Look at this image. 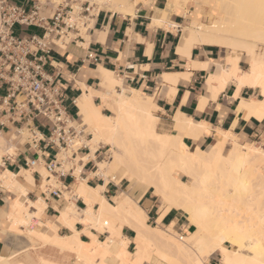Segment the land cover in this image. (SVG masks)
<instances>
[{"label":"bare ground","instance_id":"1","mask_svg":"<svg viewBox=\"0 0 264 264\" xmlns=\"http://www.w3.org/2000/svg\"><path fill=\"white\" fill-rule=\"evenodd\" d=\"M94 1L126 16L134 15L136 7L149 0ZM190 1L195 8L189 17L190 23L182 28L178 52L188 56L197 45L223 49L225 62L216 65L215 73L207 78L206 89L214 95L211 98H215L231 83L237 85L235 96L244 86L257 88L262 99L240 101L239 106L242 103L241 107L248 111V116H256L260 121L264 117V0H168L166 14L174 8L184 11L185 4ZM201 3L211 9L209 16L213 20L209 25L201 23L206 16L205 12L198 10ZM244 57L250 58L247 72L239 69V62ZM194 67L205 69L209 65L195 64ZM106 75V80L100 85L104 92L83 87L85 93L78 100L80 111L85 115L81 126H90L95 137L101 138L110 148L111 162L98 163L100 173L112 174L113 179L107 176L106 183L113 180L119 184L127 180L129 185L115 199L116 205H112L101 196L104 187L92 189L86 186V182H80L75 194L86 202L88 208L75 210L68 207L59 219L71 228L77 221L83 224L94 222L97 227L104 225L106 228L108 225L104 232L108 236L106 241L88 233L91 241L83 243L80 233L74 229L71 239L56 237L51 242L47 241H53L52 244L61 250L75 252L80 264H204L205 259L214 256L220 258L219 264H264V230L253 226L255 220L253 225L248 224L255 217L259 225L264 226V150L241 144L236 135L222 131L207 149L190 150L183 141V135L200 139L208 133V126L195 123L181 114L176 118V128L183 135L160 134L157 132L159 118L153 113L158 108L153 96L134 90H131L132 97H128L130 100H126L129 107L124 100L127 108H120L116 115L106 116V119L103 117V124L99 127L101 119L93 107L94 98L109 97L114 93L121 104L130 91L123 88L113 73ZM180 77L189 78V75H165L164 80L176 86ZM117 88H121L120 91ZM11 137L15 142L7 146L0 139V154L1 151H7V154L14 152L18 145L25 143L26 134ZM88 144L93 156L97 148L94 142ZM228 145L230 149L226 151ZM90 157L82 161L87 162ZM179 176L186 177L187 181H181ZM0 181L9 186L4 175L0 174ZM137 190L142 193L153 191L158 196L162 212L158 224L169 211L178 210L194 226V231L182 236L172 227L159 229L149 226L146 212L133 200L132 195ZM248 192L253 195H248ZM65 197L69 199V195ZM95 202L100 203L97 211L93 209ZM242 214H246L247 219L238 217L244 216ZM125 226L135 232V253L126 247L131 239L122 235ZM51 228L55 230L56 226ZM119 239L123 240L122 243L121 240L118 242ZM9 260L0 258V264H11Z\"/></svg>","mask_w":264,"mask_h":264},{"label":"crops","instance_id":"2","mask_svg":"<svg viewBox=\"0 0 264 264\" xmlns=\"http://www.w3.org/2000/svg\"><path fill=\"white\" fill-rule=\"evenodd\" d=\"M167 6L168 0H149L146 3L141 2L136 7L134 15L125 16L117 12L101 11L92 20L91 30L82 35L84 41L80 42L81 44H70L66 50L55 51L52 54L55 68L49 66L47 70L63 89L69 115L77 123L84 122L85 115L78 106V100L85 93L83 87L99 91L109 72L121 81L123 88L130 90L127 91L129 94L134 90L155 96L159 126L164 134L183 135L176 128V118L181 114L195 123L207 125L208 133L200 139L183 135V141L190 150L207 149L214 143L219 131L236 135L240 142L242 139L254 143L264 140V117L260 121L256 116L249 117L248 111L241 107L242 103L239 106L240 101L261 100L259 90L244 86L238 91L236 98L234 92L237 93V85L231 83L221 91L223 93L215 96L216 99L211 98L213 94L206 89V81L215 73L216 65L225 62L226 53L218 46L197 45L192 48L191 54L182 56L178 52L182 42V28L189 24V17L195 4L187 2L184 11H177L174 8L166 14ZM89 50L97 56V62L87 60ZM244 58L239 62L241 72H247L250 68L249 60L247 57ZM195 64H208L209 68L198 69L194 67ZM187 73L189 78H184L185 80L182 77L177 78L176 86L175 83L164 80L165 75ZM120 89L117 88L118 91ZM213 99L214 101H211ZM100 102V98H94L95 105L99 106ZM38 123L42 141L38 143L37 148L30 147L27 141L23 145H18L16 151L19 153L16 157L11 161L5 160V164L0 168V174L5 176L9 184L6 186L0 181V258L10 259L11 264H39L33 252V245L36 243H39L38 246L44 244L46 260L51 259L52 248L72 258L77 257L75 252L61 250L59 246L52 244L53 241L49 243L56 237L71 239L74 237V230L80 233L79 238L83 243L91 241L88 233H93L99 240L101 239L102 235L97 230L88 228L82 222L77 221L71 228L59 220L66 209L88 208L86 202L75 194L80 182H86V186L92 189L104 187L101 196L112 205H116L115 199L125 190L124 180L119 184L112 180L106 183L108 177L100 173L98 160L102 156L101 150L105 147L97 148L91 156L92 150L88 145L78 152L80 160L78 172L76 166H72L66 177L54 175L52 177L55 183L42 190L46 166L54 159L58 148L47 141L49 123L42 119ZM10 135L16 136L13 132ZM86 140H89V137ZM86 157L90 158L83 162L82 159ZM50 178H47V184L51 182ZM17 191L24 199H19ZM66 195H69V199L66 197L64 199ZM132 196L137 205L146 212L147 222L152 221V224L160 228L172 227L177 232L185 230L189 232L191 226L194 227L190 223V226L184 223V216L178 210L169 211L158 224L157 220L161 218L162 212L154 201L156 198L150 197L148 192L139 197L136 193ZM69 201L75 207L72 204L70 206ZM99 204L97 202L93 204L94 211L100 209ZM53 225L56 226L55 230L51 228ZM122 235L130 240L134 238L135 232L125 226ZM76 260L75 263L69 264H80L77 258ZM41 262L47 263L45 260Z\"/></svg>","mask_w":264,"mask_h":264},{"label":"built area","instance_id":"3","mask_svg":"<svg viewBox=\"0 0 264 264\" xmlns=\"http://www.w3.org/2000/svg\"><path fill=\"white\" fill-rule=\"evenodd\" d=\"M95 10L94 0H0V139L12 132L16 137L26 134L27 144L37 148L42 141L38 122H48L47 141L58 148L46 166L51 176L66 177L71 170L66 165L73 163L86 144L81 140L83 132L74 126L77 121L67 111L63 89L47 68H55V51L84 41L82 35L91 30L92 20L101 12L92 14ZM29 29L39 33L27 34ZM87 60L95 63L98 58L89 50ZM76 140L80 146L72 159L60 158L77 146ZM11 142H15L12 137L5 145ZM15 157L2 155L0 168Z\"/></svg>","mask_w":264,"mask_h":264},{"label":"rangeland","instance_id":"4","mask_svg":"<svg viewBox=\"0 0 264 264\" xmlns=\"http://www.w3.org/2000/svg\"><path fill=\"white\" fill-rule=\"evenodd\" d=\"M40 1H44V0H40ZM51 2L52 1H55V0H50ZM132 1V0H131ZM95 5H96V10L94 11V12H92V14H97L98 13V11H108V12H115V11H113V10H111L110 8H108V7H106V5H101V4H98L97 2H95ZM105 6V7H104ZM103 8V9H102ZM108 9V10H107ZM110 10V11H109ZM198 10H202L203 12H205V14H204V16L205 17H203L202 18V20H201V23L202 24H205V25H209L210 24V22H211V19L212 18H210V16L209 15H211V12H210V7L208 6V5H203L202 3L201 4H199V6H198ZM97 11V12H96ZM123 15H125V14H123ZM213 20V19H212ZM189 23H190V18H189ZM27 32V34L29 33V34H31V33H36V34H38L39 33V30H36V29H29V30H26ZM249 61H250V58H247ZM247 68H249V65L247 64ZM99 91H101V92H104V90H99ZM111 96V97H110ZM115 96V97H114ZM128 97H132V93L131 94H129L128 92H127V96L126 97H124L125 99H123L122 100V103L120 104L119 102H120V100L117 98V96H116V94H111V95H109V97L107 96V97H102V98H100V97H98V98H100V100H101V102H100V105L99 106H97V105H95V104H93V107H95V109H97V111L99 112V114H100V121H99V124H98V126L99 127H101V125L103 124V122L102 121H104V118L106 119V116H113V115H116L115 113H117V111H119L120 110V108H122V109H125V108H127L126 106H128L129 107V105H130V103H128L127 101H128ZM127 98V99H126ZM259 99H261V97L259 96ZM118 100V101H117ZM124 100H125V102H126V106L124 105ZM127 100V101H126ZM130 100V99H129ZM130 102V101H129ZM153 102L156 104V101H155V97L153 96ZM128 103V104H127ZM158 109V108H157ZM154 110V114H155V116L157 117V112H158V110ZM103 113H106L107 115H105V114H103ZM104 117V118H103ZM84 122L83 121H81V123H79V124H75L74 126L75 127H77L78 128V130H81L82 132H84L82 135H83V138H81V140L83 139L84 141H85V143L84 144H86V145H88L89 146V148H90V145L88 144L91 140H93V141H91V142H94V145H95V147L96 148H99V147H105V148H103L102 150H101V152H102V156H101V158L98 160V162H102V161H104V162H107V163H110L111 162V157H112V154L111 153H109L108 151H109V147L106 145V144H104V141L101 139V138H99V137H95V134L94 133H92V132H94V131H92L93 129L90 127V126H84V127H80L79 125H81V124H83ZM159 124H160V121H158V124H157V132L158 133H160V134H164V132H163V129L159 126ZM88 127H90V128H88ZM92 131V132H91ZM11 137V135H7L6 137H5V139H9ZM27 135H26V139H25V141L27 140ZM89 137V140H86L87 138ZM4 139V140H5ZM241 139V138H240ZM2 141H3V139H2ZM6 141V140H5ZM4 141V142H5ZM3 142V143H4ZM76 144H77V146L76 147H71V150L70 151H68L67 153H64V155H62V156H60V158H65V159H72V154H73V152H76V150H77V148L80 146V144H78V140H76ZM241 144H252V145H254V146H258V147H261L263 150H264V140H262V141H260V142H258V143H254V142H251L250 140H241ZM6 146V145H5ZM229 149H230V146L228 145L227 146V150L226 151H229ZM3 153V154H2ZM6 153H7V151H6ZM5 153V151L3 152V151H1V154L2 155H4V154H6ZM9 154H11V155H14V156H16L18 153H19V151L17 150H15L14 152H8ZM0 154V155H1ZM110 154V155H109ZM1 155V156H2ZM108 160V161H107ZM73 163L72 164H67L66 165V169L67 170H69L72 166H76V168H77V172L80 170L79 169V162H80V160H79V156H78V154H77V156H76V160H74V161H72ZM99 175H101V174H99ZM106 175V174H105ZM106 176H109V174L108 175H106ZM48 177H51L50 179H51V182L49 183V184H47V178ZM110 178H112V174H110V176H109ZM106 178V177H105ZM113 179V178H112ZM179 179L181 180V181H187V178L186 177H181V176H179ZM113 181V180H112ZM115 182V181H114ZM55 183V179L45 170V174H43V183H42V186H41V189L42 190H45V187L46 186H48V185H52V184H54ZM116 183V182H115ZM128 185H129V183H128V181L127 180H124V189H126L127 187H128ZM16 192V191H15ZM148 192V195L150 196V197H154V198H156L154 201H155V203H156V205L160 208V204H159V198H158V196L157 195H155L154 194V192L153 191H146L145 193H147ZM250 192H254V191H250ZM250 192H248L247 194L248 195H250L251 193ZM17 193H19V199H24V197H21V194H20V192H18L17 191ZM135 193H136V196L137 197H139V196H142V195H144L145 193H142L141 192V190H137V191H135ZM251 195H253V193L251 194ZM71 199H74V198H71ZM134 200V199H133ZM72 201V200H71ZM135 202V201H134ZM114 205V204H113ZM141 208V207H140ZM181 212V211H180ZM182 214H183V212H181ZM78 215H82V213L81 212H78L77 213ZM242 215H244V216H238L239 218L241 217V218H246L247 219V215L246 214H242ZM183 216H184V218H183V220H184V223L186 224V225H189V222L186 220V217H185V215L183 214ZM249 217V216H248ZM250 219H251V217H250ZM248 220H249V218H248ZM252 220V222H250ZM250 221H249V223L248 224H251V225H253L252 223L253 222H255L256 221V223L253 225V226H255V227H257V228H259L260 230L261 229H263L264 230V226L263 227H261V225H259V222H258V220H257V218H255V217H252V219H251ZM253 220H255V221H253ZM147 222V221H146ZM147 224L149 225V226H151V227H157V228H159V229H161L160 227H158V226H156L155 224H152V221H150V222H147ZM257 225V226H256ZM260 227H259V226ZM86 226H88V227H92V228H94L95 230H97V232L99 233V234H101L102 235V237H101V239H100V241H106L107 240V237L108 236H106V234H104V232L105 231H107L108 230V225H106V228L105 227H103V226H99V227H97L96 226V224L93 222V224H86ZM190 226V225H189ZM104 228V229H103ZM257 228L255 229V228H253V229H255V230H257ZM101 231H100V230ZM162 229H165V228H162ZM260 230H258V231H260ZM262 230V231H263ZM194 231V227H192L191 226V228H190V230H189V232H186V230L185 231H176V233H178L179 235H182V236H187V235H190L192 232ZM263 234H264V231H263ZM121 240V242L120 243H122V239H119L118 240V242ZM131 241H132V243H127L126 245V247L132 252V253H135V248H136V244L133 242L134 241V238H132L131 239ZM38 244L39 243H36V245H33L34 246V248H33V252L36 254V262L37 263H39V264H41V263H43V262H41L42 260H45L48 264H69L70 262H76L77 260H76V257L74 256V258H72L70 255H66L65 253H62V252H60V251H57V250H54L53 248L51 249V259H45V257H44V251H43V249H44V244H42L41 246H38ZM131 244V245H130ZM228 247L229 248H231V246L230 245H228ZM110 257H113V255H110ZM72 258V259H71ZM219 257H217V256H214V257H211V258H209V259H205L204 260V264H219ZM67 262V263H66ZM44 264V263H43ZM147 264V263H146ZM178 264V263H177Z\"/></svg>","mask_w":264,"mask_h":264}]
</instances>
